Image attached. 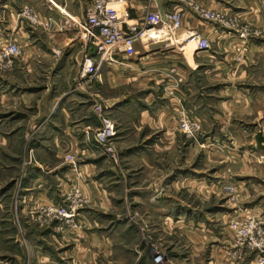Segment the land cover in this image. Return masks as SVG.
Here are the masks:
<instances>
[{
	"label": "crops",
	"instance_id": "0c3cea01",
	"mask_svg": "<svg viewBox=\"0 0 264 264\" xmlns=\"http://www.w3.org/2000/svg\"><path fill=\"white\" fill-rule=\"evenodd\" d=\"M46 2L41 1L38 7L42 19L52 16L58 20L60 14L55 8L48 9ZM54 2L58 4L61 0ZM191 2L220 12L222 19L204 20L191 11ZM122 3L130 22L141 20L147 10L167 13L180 9L182 26L174 37L167 36L165 28L151 31L146 38L135 41L133 55L119 51L116 62H103L99 71L86 75H81L83 59L90 57L98 62L94 46L75 29L39 27L38 37L24 39L21 54L12 58L8 68H0V111L9 114L1 119L0 142L12 143L17 139L38 143L33 152L34 162L28 166L20 186V212L58 203L67 190L78 188L88 206L79 212V229L69 228L66 233L78 234V238L84 239L80 246L88 244L90 250L107 256L115 248L127 247L123 235L116 234L120 218L115 192L125 183L124 172L95 146L94 134L101 123L92 112V105L101 101L117 129L116 140L123 137L120 133L125 129L130 136L126 141L134 140L131 146L139 147L149 139L144 150L139 147L126 152L118 148V157L129 158L137 165L130 173L129 188L152 192L144 198L138 193L134 195L145 203L142 221L146 225L169 222L163 213L171 188L196 191L202 186L214 196L231 187L240 194L243 205L233 206L221 216L215 213L217 223L200 234L203 238L221 242V234L228 233L226 224L230 218L242 214L245 208L264 222V131L255 133L253 140L262 161L246 163L245 151L230 152L233 165L216 169L210 182L184 173L171 178L169 167L171 148L178 139L175 113L179 110L198 120L207 138L215 141L222 138L223 142L226 137L231 144L245 146V114L263 109L259 105L264 91L256 96V91H248L245 83L249 89H264V82L260 81L264 78V0H122ZM85 4L86 0H67L66 10L73 16H81ZM235 16L245 20V39L237 38L233 32L230 20ZM187 31L197 32L211 47L191 48L186 53L183 36ZM13 33L8 12L0 11V45L19 32ZM242 43L248 49L237 59L229 49ZM215 47L225 54L217 57ZM250 78L252 83L245 81ZM189 146L193 149L196 143L193 141ZM66 153L80 156L83 162L75 168L68 165L63 160ZM193 154L189 151L183 156V163ZM153 192H157L156 196ZM138 227L136 234H128L131 238L139 236L133 245L136 261L145 248H139L141 241L151 237L142 233L141 225ZM220 244L213 246L223 255L225 247ZM149 245L153 247V243ZM212 259L209 264H217V259Z\"/></svg>",
	"mask_w": 264,
	"mask_h": 264
},
{
	"label": "rangeland",
	"instance_id": "374dc122",
	"mask_svg": "<svg viewBox=\"0 0 264 264\" xmlns=\"http://www.w3.org/2000/svg\"><path fill=\"white\" fill-rule=\"evenodd\" d=\"M41 1L46 2V0H0V11L8 12L10 28L14 31L13 34L19 32L9 40L19 46V54H21L24 39L32 40L33 37H38L39 32L36 30L39 27L31 23L27 18V13L33 11L42 19L38 8ZM46 3L47 6H50L48 1ZM230 22L233 23V32L236 37L245 39V20L235 16ZM247 49L246 44L242 43L231 47L229 52L239 59V56L246 54ZM214 50L217 57H222L225 54L219 47H215ZM208 53L206 52V54ZM86 58L89 57H85L82 63ZM91 61L96 64L93 59ZM11 64L12 62L5 67L8 68ZM0 68L4 67L0 66ZM81 75H83V64ZM245 81L253 82L251 78ZM260 81L264 82V78ZM246 87L250 92L254 93L256 91V96H261L264 91V89H249L248 83H245ZM107 95L110 94L107 93ZM262 96L263 100L260 101L261 105H259L263 108L262 111L245 114V146L231 144L226 137H224L223 142L222 138H216V141L212 140L211 137L207 138L208 135L203 132L202 126L200 134L195 138L185 137L179 131L178 122H176L178 139L174 147L171 148L172 152L169 157L171 178L181 176L184 173L210 182L209 180L214 178L216 169L233 165L231 163L234 158H232L233 155L230 152L245 151L246 163L249 161L251 163L262 161L258 154V148L254 146L255 142L253 141L255 133L264 131V95ZM95 104L101 107L100 112L95 110ZM92 112L99 120L100 116L111 119L101 101L93 103ZM176 114L177 112L175 117ZM8 115L7 112L2 113L0 111V131L2 129L1 119L3 116L7 117ZM126 133H128L127 129L120 133L123 137L116 140L117 129L114 125V134L111 137L110 145L116 154V159L113 161L122 168L124 172L123 182H125L115 192L117 212L120 218L116 234H122L123 243H128V245L127 247L115 248L111 256L90 250L88 244L83 246L85 247L83 249L80 243L84 239L78 238V234H68L65 231L69 228L79 229L80 225L77 222L79 212L88 206L87 200L78 188L67 190L64 199L58 203L41 204L28 208V211L24 213L20 212L18 203L20 186L24 182L28 166L34 162L33 152L35 148H38V143L18 142L17 139L12 143L0 142V264H153V257L156 252L161 253L163 259L169 264H209V261L213 260L212 258L217 259V264H257L255 253L237 243L236 235L228 224H226L228 233L221 234L223 236L221 242L215 239L211 240V238L206 239L203 238V235H200L204 234L206 229H212L214 224L217 223L214 219L215 213L217 216H221V214L236 206H243L240 201V194L234 192L231 187L226 188L225 193L217 196L205 191L203 186L196 191L171 188L168 192L167 207H165L163 213L169 217V222L164 223V225L160 222H155L152 226L151 224L146 225L142 221L144 220L143 215L146 206L145 203H141L140 197L144 198L152 192H136L129 188L132 185L130 173L137 168V165H133L129 158L122 159L118 157V148L121 147L123 151H135L141 147L140 150H144L148 147L149 139H145L139 144V147L136 145L131 146L130 143L134 144V140L131 142L126 141L130 137ZM159 134L160 132L154 134L153 139H156ZM123 141L126 142L123 143ZM193 141L196 146L191 149L189 144ZM95 146L97 150H101L103 154L107 155L100 145L95 143ZM189 151L194 154L184 164L183 156L187 155ZM63 160L74 168L83 162V159L74 153H66ZM235 165L239 166L240 163ZM137 193L140 196L139 199L134 197ZM153 193L156 196L157 192ZM73 202H77V206L76 214L72 219L56 218L46 212V208L52 205H70ZM245 210L251 212L247 208ZM22 214L24 217H22ZM255 216L262 220L260 216ZM178 220L182 222H178ZM200 221L203 222L198 225L197 222ZM138 224L143 227L142 233L144 235L150 234L151 237H145L146 239L141 241L139 248L142 246L145 248L140 260L136 261L133 245L138 241L139 236L133 235L134 238H131L128 234H136L139 228ZM198 228L203 229V232L200 233ZM85 236L87 237V235ZM150 243H153L152 248L149 245ZM220 243L225 247L223 255L219 253L218 247L213 246H221Z\"/></svg>",
	"mask_w": 264,
	"mask_h": 264
},
{
	"label": "built area",
	"instance_id": "2783aa9c",
	"mask_svg": "<svg viewBox=\"0 0 264 264\" xmlns=\"http://www.w3.org/2000/svg\"><path fill=\"white\" fill-rule=\"evenodd\" d=\"M50 3L48 9L55 8L58 11V20L52 16L46 19L39 18L33 11L27 13L31 23L42 28H49L56 25L61 28L75 29L82 38L94 46L98 62L93 64L91 58H86L83 63V75L92 74L99 70L103 62H116V53L122 51L127 55L135 53L134 43L141 40L142 36L149 30L165 28L169 37H174L175 31L182 26V12L175 9L171 12L160 13L156 10H147L139 21L130 22V16L122 0H86L85 8L81 16H73L66 10V1L61 0L55 3L54 0H47ZM190 9L204 20L219 21L222 14L215 10H209L195 4L189 3ZM183 48L189 46L192 49L200 50L210 47V43L195 31H187L183 36ZM20 53L19 46L9 41L0 45V66H8L11 59ZM96 111L100 112L101 107L94 105ZM179 131L188 138H195L201 132V125L187 111L179 110L176 114ZM101 125L94 134L95 142L100 145L103 151L111 160L116 159L115 150L110 145L114 134L113 121L100 116ZM52 205L46 208V212L60 219H72L76 214V204ZM231 218L228 225L234 231L237 243L242 247L253 251L256 255V263L264 264V226L252 212L243 210ZM153 264H169L163 259L161 253L156 252L153 257Z\"/></svg>",
	"mask_w": 264,
	"mask_h": 264
},
{
	"label": "bare ground",
	"instance_id": "6f19581e",
	"mask_svg": "<svg viewBox=\"0 0 264 264\" xmlns=\"http://www.w3.org/2000/svg\"><path fill=\"white\" fill-rule=\"evenodd\" d=\"M151 31H153V30H149V31H147L143 36H142V39L144 38V36H146V35H150L151 34ZM191 51V48L189 47V46H187L186 48H185V52L186 53H188V52H190Z\"/></svg>",
	"mask_w": 264,
	"mask_h": 264
}]
</instances>
